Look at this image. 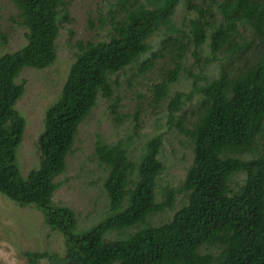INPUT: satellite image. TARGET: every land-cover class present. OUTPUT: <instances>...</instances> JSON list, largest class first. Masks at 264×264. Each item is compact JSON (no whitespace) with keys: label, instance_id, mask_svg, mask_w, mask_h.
Instances as JSON below:
<instances>
[{"label":"trees","instance_id":"16d2710c","mask_svg":"<svg viewBox=\"0 0 264 264\" xmlns=\"http://www.w3.org/2000/svg\"><path fill=\"white\" fill-rule=\"evenodd\" d=\"M26 28V44L0 57V194L21 208L34 207L45 224L63 235L65 251L25 252L27 264H264V0H228L221 4L219 26L210 32L211 57L228 48L230 56L246 53L236 43L237 25L254 35L257 58L240 68H221L217 78L203 87L192 83L188 94L176 93L168 106L172 124L195 92L202 94V112L187 133L193 161L179 191L187 204L172 219L158 226L147 219L171 209L174 192L168 190L156 203V180L164 171L159 161L162 139L149 140L135 163L126 145L97 142L94 155L106 168L103 188L108 198L106 217L87 231H76L74 212L52 202L60 186L56 179L66 171L80 124L96 105L99 95L110 96L111 76L123 72L150 50L149 39L162 27L176 32L170 16L178 0H118L123 13L108 41L77 42L58 99L45 111L44 129L37 139L38 167L23 176L17 152L26 121L16 110L24 83H16L26 68L44 70L56 61L55 42L62 20L68 21L64 0H9ZM195 49L208 39L207 23L190 21ZM164 32V36H168ZM167 44V42H164ZM173 45V44H172ZM174 48L177 45H173ZM185 47H182L184 50ZM182 60L179 51L177 61ZM145 63L143 67L148 68ZM179 62L167 83L155 86V99L166 97L168 83L177 81ZM115 106V105H114ZM262 148L260 156L249 160ZM244 174L238 191L229 188L231 177ZM134 228L125 237L106 241L110 232ZM205 247L218 252L201 254Z\"/></svg>","mask_w":264,"mask_h":264},{"label":"rangeland","instance_id":"374dc122","mask_svg":"<svg viewBox=\"0 0 264 264\" xmlns=\"http://www.w3.org/2000/svg\"><path fill=\"white\" fill-rule=\"evenodd\" d=\"M67 2L68 21L62 20L55 42L56 61L44 70L26 68L16 79L24 83V94L16 110L24 117L26 127L17 152L23 176L38 167L37 139L44 129L46 109L54 103L66 80L70 66L75 61L77 42L108 41L113 34V25L122 16L118 0H64ZM149 6L148 0H138ZM228 0H178L170 16V24L176 32L161 28L149 39L150 50L123 72L109 79L111 95H99L96 105L80 124L75 142L66 159V171L56 181L58 189L52 196L56 206L71 209L76 217V231H87L101 222L108 210V198L103 188L106 168L94 155L97 142L126 145L130 158L137 163L145 152L146 143L161 136L162 145L158 156L164 171L156 180V203L164 201L165 193L174 192L173 205L163 213L150 216L148 225L158 226L170 221L178 210L187 204V196L179 191L187 169L193 161L192 140L187 135L201 115L202 94L195 92L191 101L183 103L169 123L168 106L176 93L188 94L192 83L203 87L217 78L221 68L229 70L249 64L253 55L254 35L238 24L236 43L245 46L246 53L230 56L228 48L211 57L209 36L213 26H219L223 13L221 4ZM201 18L207 23L208 39L195 49L190 34V21ZM164 32L168 36H164ZM27 30L21 23L19 11L9 0H0V57L21 49L26 44ZM164 42H167L165 44ZM177 45L176 48L173 45ZM182 47H185L182 50ZM179 51L182 60L177 61ZM179 62L180 73L174 83H168L166 97L155 99V86L167 83L170 72ZM149 63L146 69L143 64ZM115 105V106H114ZM263 143L264 135L259 139ZM243 159L260 156L262 148ZM245 179L244 174L231 177L229 188L238 191ZM134 228L122 232H110L106 241L125 237ZM65 251L64 237L52 231L44 222L42 214L34 207L21 208L0 194V264H27L25 252ZM218 252L216 247H205L201 254ZM39 264H47L42 261Z\"/></svg>","mask_w":264,"mask_h":264}]
</instances>
